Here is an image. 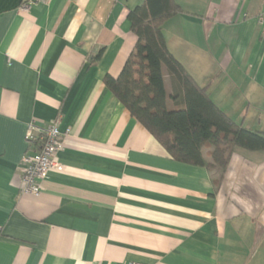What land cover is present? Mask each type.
Returning <instances> with one entry per match:
<instances>
[{"label":"crops","instance_id":"obj_1","mask_svg":"<svg viewBox=\"0 0 264 264\" xmlns=\"http://www.w3.org/2000/svg\"><path fill=\"white\" fill-rule=\"evenodd\" d=\"M23 1L0 0V264H264V150L237 147L225 171L178 161L103 81L132 51L127 13L144 0ZM175 2L168 50L231 120L264 133V0ZM53 120L62 170L23 193L26 125Z\"/></svg>","mask_w":264,"mask_h":264},{"label":"trees","instance_id":"obj_2","mask_svg":"<svg viewBox=\"0 0 264 264\" xmlns=\"http://www.w3.org/2000/svg\"><path fill=\"white\" fill-rule=\"evenodd\" d=\"M179 11L175 0H144L129 10L136 43L120 73L103 81L172 158L225 171L237 147L264 150V133L231 120L168 50L162 24ZM163 66L180 87V107L166 105ZM204 149L211 163L205 162Z\"/></svg>","mask_w":264,"mask_h":264},{"label":"built area","instance_id":"obj_3","mask_svg":"<svg viewBox=\"0 0 264 264\" xmlns=\"http://www.w3.org/2000/svg\"><path fill=\"white\" fill-rule=\"evenodd\" d=\"M49 0H24L20 9L27 12L34 3H47ZM262 32H264V12L259 15ZM64 133L58 127V121L38 124L35 121L27 123L24 133L26 150L19 164L21 191L36 194L40 190V182L51 171L62 170V163L58 158L64 149ZM127 264H140L129 262Z\"/></svg>","mask_w":264,"mask_h":264}]
</instances>
